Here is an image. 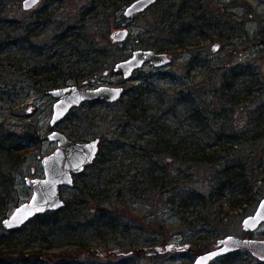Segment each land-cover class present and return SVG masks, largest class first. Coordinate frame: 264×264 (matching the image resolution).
Segmentation results:
<instances>
[{"label": "rangeland", "instance_id": "374dc122", "mask_svg": "<svg viewBox=\"0 0 264 264\" xmlns=\"http://www.w3.org/2000/svg\"><path fill=\"white\" fill-rule=\"evenodd\" d=\"M9 1L6 10L8 18L14 22L34 23L36 13L46 5L53 14L52 21L42 33L31 39L34 44L48 45L53 30L59 25L57 19L62 18L65 23L70 21L71 26L84 25L88 36L96 39L94 49L100 53L92 52L86 59L66 52L64 58L53 59L60 62L64 76H78L61 82L60 87L92 88L105 84L129 90L143 82L167 88L171 81H178L201 88L198 101L206 106L210 104L208 109L212 116L219 114V117L227 118V131L248 135L250 140L239 149L244 153L242 158L250 162L229 165L245 176L239 189L246 191L251 187L249 191L254 192L241 196L243 199L238 197L243 204L238 206L231 204L237 197L233 195L236 194L233 186L221 196L219 179L226 164L217 167L203 164L184 168L180 173L172 165L170 170L154 173L159 177L163 172L176 173L172 179H180L181 189L162 192L150 188L144 191L145 184H148L144 164L131 150L135 136L143 131L133 127L128 131L135 130V136L124 138L121 134L122 128L126 127L122 120L125 113L121 101L126 96L114 103L84 102L74 108L56 129L76 141L100 138L104 155L109 157L104 165L106 169L85 170L89 181L103 176L102 184L111 200L106 209L85 206L91 212L88 216L91 223L85 236L93 253L85 250L77 258V248L73 244L62 243L53 247L49 242L41 244L35 238L30 242L25 239L30 230L25 229L19 238L27 251L42 247L47 264H193L196 257L216 250L219 241L229 235L264 240V222L258 230L248 232L244 231L242 224L247 216L255 214L259 201L264 198V0H158L132 18L124 15L132 0L120 1L118 11L110 8L104 12L106 10L102 9L96 17L92 15L98 12V7L89 15L84 14L100 0H41L30 11L23 10L24 0ZM183 21L185 25L181 26ZM124 29L129 31L127 39L115 42L111 35ZM154 40L169 47L166 51L172 62L162 68L145 64L130 79H124L123 73L115 70L117 63L132 57L135 50H144ZM18 48H7L6 52L13 53ZM6 55H0V123L17 132L32 124L38 129L41 140L31 145L16 172L18 200L3 213L0 235L9 233L2 220L32 196L24 179L42 177V157L56 149V143L47 137L54 129L50 122L55 99L47 95L52 88L36 85L31 74L23 75L17 69L15 64L18 65L20 55L15 61L14 57L5 60ZM30 59L34 65L43 58L36 60L31 56ZM21 64L26 69L30 67L26 61ZM71 65L78 70L72 69ZM81 66H88V70L80 71ZM229 83L238 89L239 103H234L236 100L230 99L229 95L221 94ZM254 131L259 136L252 140ZM78 184L80 182L76 179L75 185ZM74 187L61 189L65 202L73 199ZM184 191L197 194L198 198L203 196L205 207L199 209V214L181 208ZM101 214L106 216L105 219H101ZM109 219L116 225V231L98 236L99 231L95 228ZM232 254L210 264H264L250 252Z\"/></svg>", "mask_w": 264, "mask_h": 264}, {"label": "trees", "instance_id": "16d2710c", "mask_svg": "<svg viewBox=\"0 0 264 264\" xmlns=\"http://www.w3.org/2000/svg\"><path fill=\"white\" fill-rule=\"evenodd\" d=\"M120 1L128 2L129 0H100L98 5L93 6L92 11L89 10L84 15L94 12L96 7L99 10L94 12L92 17L100 15L102 9L106 10L104 12L110 8L118 11L120 10ZM9 3V0H0V55L7 53L5 60H12L14 57L13 61L16 56L20 55L21 59L15 66H18L17 69L23 75L31 74L36 79V85L52 89L59 88L61 82L78 78L72 74L64 76L61 73L60 62L56 63L55 60L64 58V53L70 52L71 56L81 55L86 59L92 52L100 53L99 50L94 49L96 39L88 36L84 25L71 26L70 21L65 23L63 18L57 19L59 25L53 30L48 45L34 44L31 39L40 35L47 23L53 19L50 9L47 5L40 9L33 18L34 23L32 24L28 21L25 23L14 22L8 18L6 9ZM180 25L184 26V21ZM188 32L190 31L188 30ZM13 47L19 48L13 53L6 52L7 48ZM146 48L165 52L169 47L154 40L153 43H148ZM31 56H35L36 60L43 59L35 61L33 65L30 61ZM23 61H26L30 67L27 69L22 67ZM71 67L74 68L72 65ZM74 69L78 70V68ZM79 69L85 71L88 70V66H81ZM125 91L124 97L126 96V98L121 102L123 103V113H125L122 120L126 123V127L122 128L121 134L124 135V138L135 136V130L128 131L133 127H138V130L143 131L135 136L137 138L130 147L134 155L141 157L140 160L144 164V174L148 177V184H145L144 191L150 188L162 192L181 189L180 179H172L176 173L166 174L163 172L160 177L154 173V171L170 170L172 165L177 169L176 172L180 173L184 168L202 166L203 164L216 167L226 164L227 167L220 170L223 172V176L219 179V183L222 184L221 196H224V191L233 186L236 191V194L233 195L237 197L231 201V204L238 206L242 204L241 196L254 193L249 191L252 189L251 187L246 191L239 189L243 185L241 182L245 176L243 172L241 173L236 168L233 170V166L229 165L250 162L242 158L244 153L239 149L240 145L250 140L248 135L227 131L226 121L228 119L219 117V114H215L216 116L213 117L212 112L210 113V109H208L210 104L206 106L202 101H198L201 88L192 83L185 84L178 81H171L167 88L143 82ZM236 93L239 94L236 86L229 83L221 94L229 95L230 99L236 100L234 103H239L241 98L237 97ZM258 134L254 131L251 139H258ZM39 140L41 138L38 129L32 124L26 125L20 132H17L8 128L6 124L0 123V219L3 213L12 206V202L18 200L15 192L16 184H18L16 172L21 167L25 155L29 153L31 145L37 144ZM138 141L141 142L138 144ZM100 146L99 157L87 169L91 170L95 167L106 169L104 165L109 157L104 155L102 145ZM86 173L75 176L78 183H83V186L82 184L75 185L74 197L71 201L66 202L64 208L49 211L45 215H38L23 228L0 235V264L49 263L45 260L46 255H42V247L36 251H27V247L22 246L24 242L20 240L19 236L25 229L30 230L25 235V239H30L28 240L30 242L35 238L41 244L49 242L52 246L54 245L53 247L62 243L73 244L77 248L75 256L77 258L81 257L85 250L87 253H93L85 236V231L88 232L91 223L88 219L91 212L89 207L85 206L88 204L90 207L106 209L105 206L111 200L105 185L102 184L103 176H96L95 179H92L95 181H89L86 178ZM184 193L185 196L181 202L183 207L181 208L185 212L192 211L196 215L199 214V209L205 207L203 196L198 198L197 194L186 193V191ZM101 215V219H105L106 216ZM109 220V222H104V220L103 224L95 228V231H99L98 236H104V232L116 231L117 228L113 220Z\"/></svg>", "mask_w": 264, "mask_h": 264}, {"label": "water", "instance_id": "95a60500", "mask_svg": "<svg viewBox=\"0 0 264 264\" xmlns=\"http://www.w3.org/2000/svg\"><path fill=\"white\" fill-rule=\"evenodd\" d=\"M157 0H134L126 8L124 15L127 18L142 13L152 6ZM41 0H24L23 10H32ZM128 29L115 31L111 38L115 42H122L128 36ZM172 62V58L165 52H157L152 49L135 50L132 57L117 63L115 70L123 73L124 79H130L134 72L141 70L145 64L154 68H162ZM125 87L103 85L88 88L86 86H62L53 88L47 92L55 102L53 104L50 127L54 128L48 139L56 143V149L42 157V177H26L24 179L32 196L28 201L17 206L13 214L4 218L2 225L8 231L18 230L38 215H45L49 211L60 210L66 202L61 197L62 188H73L75 176L82 174L96 162L100 152V138L95 140L76 141L67 136L63 131L56 129L68 114L84 102L105 100L114 103L121 100L125 95ZM255 214L247 216L242 222L244 231H256L264 222V198L259 201ZM220 246L214 251L199 255L193 264H210L217 258L238 251L250 252L257 260L264 262V240L227 236L219 241Z\"/></svg>", "mask_w": 264, "mask_h": 264}, {"label": "flooded vegetation", "instance_id": "af4514ba", "mask_svg": "<svg viewBox=\"0 0 264 264\" xmlns=\"http://www.w3.org/2000/svg\"><path fill=\"white\" fill-rule=\"evenodd\" d=\"M157 1H158V0H157ZM157 1H156V2H157ZM156 2H155V3H156ZM165 52H167V51H165ZM165 52H163V53H165ZM167 53H168V52H167ZM102 102H103V101H102ZM219 246H220V243L218 244L217 248H219Z\"/></svg>", "mask_w": 264, "mask_h": 264}]
</instances>
